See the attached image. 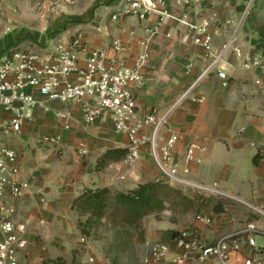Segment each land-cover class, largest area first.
Returning <instances> with one entry per match:
<instances>
[{"label": "crops", "instance_id": "0c3cea01", "mask_svg": "<svg viewBox=\"0 0 264 264\" xmlns=\"http://www.w3.org/2000/svg\"><path fill=\"white\" fill-rule=\"evenodd\" d=\"M228 1L179 4L172 0L163 11L145 21L132 17L111 23L110 39L96 34L91 27L87 29L92 32L87 41L107 50L109 58L116 60L114 65L120 62L132 66L142 52L141 43L148 42L149 61L143 70L146 81L141 87H133V92L140 117L153 110L169 114L168 126L156 139L158 156L171 136L179 135L182 140L173 151V160L180 169L190 170L187 180L194 186L216 185L234 202L221 215L186 214L173 222L171 212H165L160 220L152 218L145 224L147 242L139 264H144L143 259L156 242L170 246L169 254L158 264H173L182 253L174 238L193 230L198 231L206 246L229 236L225 246L233 259H240L252 248L247 236L237 233L252 222L259 228L264 226V215L257 212L264 211V94L254 85L257 77L264 78V70L248 71L243 67L248 55L264 61V0L254 2L240 26L229 13L233 10L238 14L247 0ZM39 34L31 36L23 28L0 37V54L8 48L47 46L49 40ZM234 37V46L213 66L212 56L221 53ZM113 39H119L125 48L118 56L111 46ZM206 44L211 46L212 55ZM80 65L85 66L84 59ZM221 69L230 78L228 90L222 88L217 75ZM10 119V113L0 112V123ZM68 124L70 129L65 130ZM242 128L245 130L241 131ZM58 134L62 139L56 143L40 139ZM146 134L151 136L152 128ZM191 142L206 148L205 153L196 155L200 163H185V151ZM10 144L21 157L24 179L31 183L24 198L13 200L18 207L16 223L25 226L23 236L27 241L26 248L18 253L21 264H52L50 261L58 258L65 260L60 264H70L72 252V264H76L77 254L81 264L89 257L106 264L93 254L89 240L86 246L79 244L82 235L70 221L73 201L87 189L125 192L139 184L162 180L187 195L202 194L194 186L177 185L174 179L166 177L151 145L141 149V157L134 163L126 158L97 171L98 160L108 150L128 149V139L115 131L110 114L86 125L82 109L76 104L50 103L49 108L35 110L33 119L24 124L22 133ZM257 155L260 159L255 164ZM203 216H210L212 225L198 220ZM256 242L264 249V237H256ZM186 264L219 261L215 257L205 262L191 258Z\"/></svg>", "mask_w": 264, "mask_h": 264}, {"label": "built area", "instance_id": "2783aa9c", "mask_svg": "<svg viewBox=\"0 0 264 264\" xmlns=\"http://www.w3.org/2000/svg\"><path fill=\"white\" fill-rule=\"evenodd\" d=\"M7 1L10 3V0H0V37L13 34L19 25L13 14L14 8L8 6ZM28 1L35 16L45 25L44 32L40 34L46 36L50 44L36 50L8 48L0 54V112L11 114L9 121L0 123V264H21L18 253L27 246L23 236L25 226L16 223L18 207L13 200L24 198L31 183L24 179L21 157L10 143L22 133L24 124L33 119L34 111L49 108L50 103L79 105L86 125H93L103 115L110 114L115 131L128 139V161L134 163L139 160L141 149L151 145L158 165L166 177L174 179L177 185L194 186L187 180L190 170L180 169L173 160V151L182 140L179 135L173 134L161 149V156H158L156 139L160 131L168 126L169 114H160L158 110H153L145 117H140L137 110L133 87H141L146 81L143 70L149 61L148 42L141 43L142 52L134 59L132 66L120 62L114 65L116 60L109 58L107 50L96 48L87 41L92 32L77 28V22L69 17L70 12L82 4L83 0ZM171 1L103 0L98 6L104 7L105 12L112 10L109 13L110 21L117 23L132 17L145 21L163 11ZM200 1L177 0L179 4H199ZM60 23L64 27H59ZM70 23L74 24L72 28L67 26ZM110 26H91V29L105 39H110ZM235 42L234 37L221 53L212 56L213 66L218 65ZM111 46L116 56L125 50L119 39H113ZM205 48L212 55L211 46L206 44ZM82 59L85 62L84 67L80 65ZM243 67L248 71L264 70V61L261 57L248 55ZM217 75L222 88L228 90L230 78L226 71L221 69ZM254 85L264 94L263 77H257ZM148 128H152L151 136L146 134ZM64 129L69 130L70 125H66ZM244 130L245 128L241 129ZM40 139L56 143L61 141L62 136L44 135ZM205 151V146L196 142L189 143L185 151V163H200L201 159L196 155ZM179 173L183 177H178ZM194 188L205 195L232 198L219 191L216 185L211 188ZM257 212L264 215L263 210ZM198 220L212 225L210 217H198ZM237 234L247 236L248 244L252 248L248 255H242L240 259H233L225 246L229 236L219 239L212 246H206L197 230L181 232L174 238V242L182 253L175 258L173 264H186L191 258L205 262L210 257L217 258L219 264H264V249L256 242V237H264V230L252 222ZM88 240L83 237L81 244L86 246ZM169 252L168 244L153 243L143 262L158 264ZM83 264L99 263L96 258L89 257Z\"/></svg>", "mask_w": 264, "mask_h": 264}, {"label": "trees", "instance_id": "16d2710c", "mask_svg": "<svg viewBox=\"0 0 264 264\" xmlns=\"http://www.w3.org/2000/svg\"><path fill=\"white\" fill-rule=\"evenodd\" d=\"M58 26L64 27V24L60 23ZM128 154V149L108 150L98 160L97 171L106 165L124 161ZM259 159L260 156L257 155L254 160L255 164L259 163ZM110 195H116L114 198L116 205L114 206L119 207L121 211L119 215L116 213L118 217L113 221L114 224L118 227H128L130 230L125 234L127 239L124 242L123 252L130 254L136 260L147 242V230L143 227L145 218L157 214L155 218L160 220L164 216L163 213L171 212L170 220L176 222L179 217L186 214L202 216L214 213L221 215L226 212V208L230 205V202L224 199L206 197L202 194L187 195L182 189L162 180H157L139 184L136 188L125 192L114 193L113 189L110 188L87 189L73 201L72 209L80 210L83 213H88L91 210L100 212V218H103V212L108 206L107 197ZM88 235L90 232L84 233V236L90 239ZM137 251H139V255ZM62 262H65L63 258L50 261L52 264Z\"/></svg>", "mask_w": 264, "mask_h": 264}, {"label": "rangeland", "instance_id": "374dc122", "mask_svg": "<svg viewBox=\"0 0 264 264\" xmlns=\"http://www.w3.org/2000/svg\"><path fill=\"white\" fill-rule=\"evenodd\" d=\"M103 0H83L82 4L78 5L70 12L69 17L72 21L77 22V28L89 29L91 26L100 27L101 25L111 24L110 21V12H105V8L98 6V4ZM215 1V0H214ZM226 3H230L228 0H225ZM256 0H247L246 3L240 8V12L237 14L233 10L230 11L229 15L232 18L236 19L238 26L245 21L254 5ZM260 0H257V3ZM8 6L13 7V14L18 20V26L15 32L19 29H26L29 31V35L38 34L44 32L45 25L42 24L38 18L33 13L31 8V3L28 0H10V3L7 1ZM70 28L74 26L73 23H70ZM113 24V23H112ZM40 35V34H39ZM50 44V43H49ZM42 46V45H41ZM21 50H36L38 47L31 45L30 47H22ZM113 192L118 191L113 189ZM116 195H110L107 197L108 206L105 209L104 217L100 218V212H93L91 210L88 213H83L80 210L72 209L70 221L74 224V227L82 235L81 239L84 236V233L90 232L89 245L92 249V252L102 263L106 264H139L140 256L138 259H134L128 253H124V242L127 239V234L130 230L128 227H118L114 224V220L117 219L116 213L119 215L121 211L119 207L114 205V198ZM206 197H213L215 199H224L232 205H234L233 200L228 197H221L215 195H209ZM109 214H111L109 216ZM115 214V216H114ZM157 215V214H156ZM156 215L149 216L144 219L143 227L148 221H151L152 218H155ZM164 215V213H163ZM255 219H262L260 217L254 216ZM260 228L264 229V226L260 225ZM134 233V231H131ZM81 239L79 244H81ZM260 242V240H259ZM83 246V245H82ZM139 249V248H138ZM85 250V247H83ZM139 255V251H137ZM141 254V253H140ZM79 254L75 257V263L81 264L79 260ZM73 252L72 256H69L70 264L73 263Z\"/></svg>", "mask_w": 264, "mask_h": 264}]
</instances>
